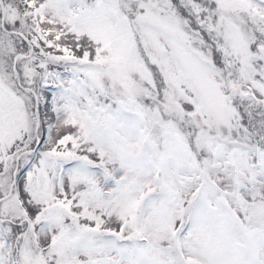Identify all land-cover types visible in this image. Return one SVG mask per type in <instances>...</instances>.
<instances>
[{"label":"snow or ice","instance_id":"6c2138e0","mask_svg":"<svg viewBox=\"0 0 264 264\" xmlns=\"http://www.w3.org/2000/svg\"><path fill=\"white\" fill-rule=\"evenodd\" d=\"M0 264H264V0H0Z\"/></svg>","mask_w":264,"mask_h":264}]
</instances>
